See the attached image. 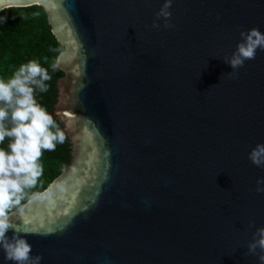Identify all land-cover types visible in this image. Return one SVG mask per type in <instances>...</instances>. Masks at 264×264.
<instances>
[{
	"label": "water",
	"instance_id": "water-1",
	"mask_svg": "<svg viewBox=\"0 0 264 264\" xmlns=\"http://www.w3.org/2000/svg\"><path fill=\"white\" fill-rule=\"evenodd\" d=\"M163 2L0 0L40 5L62 46L49 114L70 161L9 212L40 264H260L264 50L235 79L224 57L264 33V0H173L157 30Z\"/></svg>",
	"mask_w": 264,
	"mask_h": 264
},
{
	"label": "clouds",
	"instance_id": "clouds-1",
	"mask_svg": "<svg viewBox=\"0 0 264 264\" xmlns=\"http://www.w3.org/2000/svg\"><path fill=\"white\" fill-rule=\"evenodd\" d=\"M173 0H164L156 13L152 28L159 29L158 20L163 19L164 28L174 27L170 23V8ZM241 40L231 56L224 62L230 66L229 78L235 79L245 61L254 60L257 49L264 50V33L258 28L240 31ZM53 69L57 67L53 64ZM48 70L32 60L21 65L8 81L0 80V144L9 139L8 151L0 148V249L5 259L14 264H40L42 256H32V245L21 235V228L11 222L9 210L20 204L24 188L36 184L42 174L37 163L44 151H55L57 143H64L65 133L53 116L35 99V92H47ZM10 121L11 127L5 123ZM55 129V131H53ZM249 160L257 167H264V143L257 144L249 153ZM256 192H264V178L257 180ZM255 227L250 222L249 228ZM12 230L9 238L6 233ZM246 255L256 256L264 264V227L257 228L253 239L247 244Z\"/></svg>",
	"mask_w": 264,
	"mask_h": 264
},
{
	"label": "trees",
	"instance_id": "trees-1",
	"mask_svg": "<svg viewBox=\"0 0 264 264\" xmlns=\"http://www.w3.org/2000/svg\"><path fill=\"white\" fill-rule=\"evenodd\" d=\"M61 49L62 46L53 35L46 13L40 5L7 7L0 10V80L8 81L21 65L32 60L37 61L51 76L46 82L48 91L35 92L36 102L48 113L53 111L56 102V81L63 75L61 70H54L52 67ZM53 118L62 130L60 121L54 116ZM5 123L11 127L10 121ZM9 142V139H5L0 148L8 151ZM70 157L71 143L67 136L64 143H57L55 151H44L37 161L42 167V174L34 186L24 188L20 204L13 206L9 212L20 209L28 199L46 188L59 175L63 166L69 163Z\"/></svg>",
	"mask_w": 264,
	"mask_h": 264
}]
</instances>
